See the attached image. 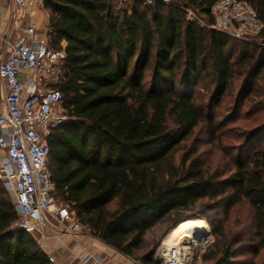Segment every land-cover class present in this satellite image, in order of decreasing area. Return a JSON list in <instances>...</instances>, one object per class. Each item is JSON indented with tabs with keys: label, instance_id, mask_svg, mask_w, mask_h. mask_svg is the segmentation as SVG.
I'll return each mask as SVG.
<instances>
[{
	"label": "trees",
	"instance_id": "16d2710c",
	"mask_svg": "<svg viewBox=\"0 0 264 264\" xmlns=\"http://www.w3.org/2000/svg\"><path fill=\"white\" fill-rule=\"evenodd\" d=\"M130 1L131 14L121 15H115L113 0L43 1L52 48L67 44L56 88L64 95L68 122L48 139L58 200L90 225L95 237L133 258L158 224L201 200L215 202L214 188L227 174L219 184L232 190L231 205L245 201L254 211L255 237L264 249V151L240 158L227 173L213 172L209 160L195 157L197 147L178 158L211 113L194 103L190 90L173 89L183 65L190 69L184 86L192 75L200 77L199 65H211L216 100L243 78L241 105L249 100L250 115L263 113L264 28L259 46L188 19L192 9L212 25L211 10L219 0ZM244 1L264 25V0ZM149 72L154 80L147 90L143 82ZM263 119L260 115L255 125ZM261 133L263 127L249 138ZM17 221L13 199L0 189V264H52L33 235L15 228ZM214 232L220 240L215 264H242L235 261L242 233ZM208 242L206 249L213 236ZM252 253L259 255L258 250ZM143 263L161 261L145 256Z\"/></svg>",
	"mask_w": 264,
	"mask_h": 264
},
{
	"label": "built area",
	"instance_id": "2783aa9c",
	"mask_svg": "<svg viewBox=\"0 0 264 264\" xmlns=\"http://www.w3.org/2000/svg\"><path fill=\"white\" fill-rule=\"evenodd\" d=\"M12 10L17 35L0 32V180L12 196L18 214L15 228L45 237L53 228L73 238L95 237L90 225L57 197V184L50 168L48 139L63 122L59 110L63 93L56 88L63 75L66 46L52 48L40 37L34 20L36 5L44 0H0ZM151 3L154 0H150ZM197 22L196 12L187 11ZM213 29L234 40L263 45L257 37L264 25L254 7L244 0H219L211 10ZM161 264H185V249L163 243L158 251ZM50 263L61 264L53 256ZM97 259L89 252L83 263ZM99 260V259H98ZM65 264H75L69 262Z\"/></svg>",
	"mask_w": 264,
	"mask_h": 264
},
{
	"label": "rangeland",
	"instance_id": "374dc122",
	"mask_svg": "<svg viewBox=\"0 0 264 264\" xmlns=\"http://www.w3.org/2000/svg\"><path fill=\"white\" fill-rule=\"evenodd\" d=\"M163 1L167 2V4L176 2V0ZM147 2L154 5L156 0L153 3L150 0H147ZM113 6L115 15H121L123 12L131 14L133 2L130 0H113ZM196 16L198 18L197 23L204 29L209 30V20L198 13ZM43 36L44 40H46L47 35ZM238 56L239 53L236 52L232 61H237ZM183 58V61H185L186 55H183ZM189 70L187 65L179 68L177 71V82L173 89L177 91L190 90L194 103L204 107L206 114L211 113V116L207 117L197 128L192 139L185 144V149L178 152V158H182L184 153L197 147L198 153L195 157L200 158L204 162L209 160L213 166V172L220 173L225 171L227 173L230 169L229 167H232L233 164L235 166L240 158H248L264 151V133L259 134L252 141L249 138L259 128H264V122L255 125L257 118L260 115L264 116V112L260 115H250L249 100L244 101L243 106L241 105L243 99L240 95V90L244 79H236L231 87L233 89L232 92L230 93V89L223 98L216 100L214 98L216 83L213 82L212 74H209L211 65L206 68L199 65L198 72L200 77L195 78L192 75L190 84L184 86L185 75L190 73ZM62 77L63 75L60 80ZM153 80V73H147L143 82L147 90L151 87ZM260 85L264 89V76L260 81ZM59 116L64 118L62 123L68 122L63 106L59 110ZM242 136H244V139H242ZM237 137H240V140H237ZM226 178L227 174L219 179V183L222 184V181ZM219 183L214 188L217 193L215 202L208 199L201 200L196 205L182 210L167 224H158L157 227L147 233L144 248L136 251L133 258L126 256L127 260L132 264H144L143 258L145 256H151L153 260H159L158 251L161 245L165 243L169 233L176 228L175 226L190 219H198L206 224L209 229L206 232L210 234L204 241H200V238L198 239V246L194 250L193 264H215L217 259L214 256L218 250L220 240L216 236L214 229L220 228L224 230V233H230L229 236H233L234 233H242L243 241L235 248L238 253L237 258H235L236 262L238 261L242 264H264V249L261 248L259 240L255 237L254 211L245 201L231 205L234 198L232 190H225ZM0 189L12 199L1 180ZM115 208L116 203L110 205L111 210ZM212 236L213 242L206 249ZM205 249L206 251L203 252ZM254 250L259 251L257 257L252 253Z\"/></svg>",
	"mask_w": 264,
	"mask_h": 264
},
{
	"label": "crops",
	"instance_id": "0c3cea01",
	"mask_svg": "<svg viewBox=\"0 0 264 264\" xmlns=\"http://www.w3.org/2000/svg\"><path fill=\"white\" fill-rule=\"evenodd\" d=\"M43 9V4L36 5L37 12L34 14V20L40 25V37L44 40L43 35H47L45 38L47 41L50 33V17ZM21 30L22 28L16 27L13 23L12 10L2 1L0 3V32L9 31L13 35H17ZM64 45L67 46L66 42ZM61 233L56 229L47 228L44 238H41L37 233L33 235L42 251L47 256H53L61 264L69 262L85 264L82 262V257L86 252L97 257V259H91L86 264H132L125 255L106 245L97 237H78L75 239L70 235Z\"/></svg>",
	"mask_w": 264,
	"mask_h": 264
},
{
	"label": "bare ground",
	"instance_id": "6f19581e",
	"mask_svg": "<svg viewBox=\"0 0 264 264\" xmlns=\"http://www.w3.org/2000/svg\"><path fill=\"white\" fill-rule=\"evenodd\" d=\"M207 230L209 229L206 224L198 219L184 221L169 233L165 245L173 246L179 244L185 249V264H193L194 250L198 246V239L200 238V241H204L210 234L206 232Z\"/></svg>",
	"mask_w": 264,
	"mask_h": 264
}]
</instances>
